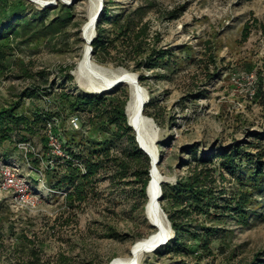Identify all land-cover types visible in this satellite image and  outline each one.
<instances>
[{"label":"rangeland","instance_id":"obj_1","mask_svg":"<svg viewBox=\"0 0 264 264\" xmlns=\"http://www.w3.org/2000/svg\"><path fill=\"white\" fill-rule=\"evenodd\" d=\"M63 1L52 5L53 9L71 8L72 19L60 36L51 42H13L14 49L0 67V110L19 104V113L30 117L36 110L52 109V87L54 92L61 87L74 94L86 92L74 70L83 52L80 29L89 2ZM106 4L108 34L113 19L122 15L137 25L134 32L145 30L143 41L150 51L173 54L167 69L138 72H133L135 58L126 51L135 40H117L109 55H93L104 68L147 77L141 86L153 100L149 112L157 118L152 119L158 167L172 179L166 184L174 185L188 174L192 160L183 150L196 146L199 156L240 149L242 161L236 175L220 168L217 158L214 176L218 190L225 188L227 196L243 188L239 176L247 175L244 167L249 157L259 158L264 168V0H102L101 15ZM244 30L249 33L247 40ZM119 60L130 69L119 65ZM34 90L41 96L29 97ZM112 91L129 96L127 86L107 93ZM65 118L57 125L62 155L43 145L41 138L47 133L43 128L28 142H18L17 136L0 146V156H7L11 164L0 163V264H110L114 258L129 257L135 241L152 233L141 208L139 185L131 174L112 186V173L101 172L96 195L79 207L69 206L66 195L71 187L59 180L69 162L78 165L71 152L78 154L89 140H100L101 135L92 127L81 130ZM71 138L74 143H67ZM125 144L119 143L118 151ZM5 168L24 183L28 201H21L14 189L2 188ZM248 212V225L232 216L206 223L219 229L211 245L212 257L174 256L159 247L145 255L141 264L251 262L257 252L264 251V193L255 194ZM112 229L119 237L106 236Z\"/></svg>","mask_w":264,"mask_h":264},{"label":"trees","instance_id":"obj_2","mask_svg":"<svg viewBox=\"0 0 264 264\" xmlns=\"http://www.w3.org/2000/svg\"><path fill=\"white\" fill-rule=\"evenodd\" d=\"M61 9L46 7L35 10L33 3L27 0H0V67L4 66L13 42L16 44H30L33 42H51L60 36L67 23L72 19L70 7L61 5ZM31 11L30 15L27 12ZM51 15H53L51 17ZM109 6L103 9L101 18L97 22L96 35L92 41L93 55L110 54V46L117 40L132 41L127 55L135 58L133 72L146 70L167 69L172 60L168 51L158 49L149 50L144 43L145 30L134 32V24L130 18H123L118 15L112 21L111 33L104 25L110 22ZM175 17V16H173ZM247 40L249 33L243 31ZM150 51V52H149ZM119 65L130 69L128 63L119 60ZM74 66L67 71L72 70ZM67 72L68 81L73 77ZM42 74V72H41ZM147 77L139 75L140 84H143ZM52 87V109L36 110L30 117L19 113V104L16 108L0 110V146L5 142L17 137L18 142H28L31 136H35L39 128L45 132L48 125L52 124V133L60 139V124L65 117L78 118L81 130L92 127L101 135L100 140L88 141L87 148H82L77 153L71 152L72 159L78 161V165L68 163L67 171L59 180L64 185L71 187L66 195V202L71 208L81 206L96 195L97 177L101 172L112 173L111 185L123 183L131 175L139 185L138 195L141 197V208L147 203V186L150 181V158L146 155L136 142V135L128 125L126 105L129 96L126 92L92 94L70 93L61 87L54 92ZM29 97L41 96L34 90ZM153 100L149 99L145 107V114L157 121L155 114H152ZM114 130L111 132V127ZM45 147L48 145L46 135L41 138ZM67 143H74L71 138ZM119 143H126L119 151ZM67 145V144H65ZM64 145V147H65ZM240 149L221 150L220 152L198 155L196 146L185 147L183 152L191 156L192 162L189 165L188 174L179 179L174 185L162 184V200L160 202L172 228V236L162 246L174 256L192 255L198 259L213 256L211 248L217 233L219 232L208 221L219 220L232 216L237 222L248 225L249 207L253 202L255 194L264 193V168L259 158H248L245 165L247 175L239 176V187L227 196L225 188H219L216 184L214 173L216 171L215 160L220 159L219 166L231 175H236L238 163L242 161ZM63 153V148H62ZM6 162L7 156L2 155ZM7 163L10 162L7 160ZM159 162L158 166H160ZM11 165V164H10ZM49 166H47V169ZM223 174H220L222 178ZM226 194V195H225ZM169 206H166V204ZM202 219L201 224L197 223ZM151 232L155 229L149 225ZM151 233V234H152ZM149 234L146 237H149ZM107 237L117 238L119 235L112 229ZM143 237V238H146ZM140 237L137 240L143 239ZM136 242V241H135ZM237 264H264V251L257 252L251 262H240Z\"/></svg>","mask_w":264,"mask_h":264},{"label":"bare ground","instance_id":"obj_3","mask_svg":"<svg viewBox=\"0 0 264 264\" xmlns=\"http://www.w3.org/2000/svg\"><path fill=\"white\" fill-rule=\"evenodd\" d=\"M39 3L53 2L54 0H36ZM60 1V0H56ZM88 9L86 20L82 24L80 33L83 40V52L81 58L74 70L76 79L86 92L92 94H100L108 92L112 89L108 87L118 79L122 82L119 86H127L129 88V101L127 103L126 112L130 125L136 127L135 135L138 138L141 147L146 149L153 158H157L156 144L153 143L156 125L152 118L145 114V106L142 108L143 98L147 95V91L134 80V76L125 70H112L104 68L97 64L93 59V54L89 53L91 39L96 35L97 23L94 21L95 14L99 7V0H88ZM139 87H142L140 89ZM159 157V154H158ZM172 181V179L161 173L158 165L153 169L150 185L147 190V203L145 205V216L148 224L155 223L158 228L155 229L149 237L137 240L131 247L129 257H117L110 264H141L143 257L152 253L150 250L165 235L170 232L169 222L165 216V212L159 202V206L155 202V195L159 193V187L162 191V184Z\"/></svg>","mask_w":264,"mask_h":264},{"label":"water","instance_id":"obj_4","mask_svg":"<svg viewBox=\"0 0 264 264\" xmlns=\"http://www.w3.org/2000/svg\"><path fill=\"white\" fill-rule=\"evenodd\" d=\"M27 1H29V2H31V3H33V4H36V5L42 6V7H44V8H46V7H52V5H55V4H56V0H54L53 2H47V3H39V2L36 1V0H27ZM60 1L64 2L63 0H60ZM99 2H100V6L98 7L97 12H96L95 17H94V21H95L96 23H97L98 20L101 18L102 0H99ZM94 38H95V37H94ZM94 38L91 39V42L93 41ZM89 53H92V54H93L92 45L89 46ZM131 74L134 76V80H135V82H136L137 84H140V81H139V77H138V75H137V74H134V73H131ZM121 82H122V80H121V79H118V80L115 81L112 85H110L108 88H109V89H112V88L115 87V86H119ZM140 85H141V84H140ZM139 88L142 89V87H139ZM143 89H144V88H143ZM149 99H150V97H149V95H148V93H147V95L145 96V98H143V101H142V104H141V105H142V108H143V106H145V105L149 102ZM127 103H128V102H127ZM126 107H127V105H126ZM126 114H127V112H126ZM128 125L133 129L134 132H136V127L130 125L129 121H128ZM136 142L138 143L139 148H140V149H141L146 155H148L149 158H150V160H151V162H150L151 169H150V174H149V176H150V178H151V177H152L153 169H154V168L156 169V166H157V165L159 164V162H160V158L158 157L157 144H156V142H157V134L154 135V139H153V143L156 144V147H155V148H156L157 158H153V156H152V155H151L146 149H144L143 147H141V145L139 144V141H138L137 136H136ZM150 183H151V182L149 181L148 187H149ZM148 187H147V190H148ZM146 194H147V192H146ZM161 200H162V191H161V188L159 187V193L155 195V202H156V204H157L158 206H159V202H161ZM165 216H166V218H167L166 213H165ZM167 219H168V218H167ZM168 222H169V220H168ZM150 226H151L152 228H154V229L158 228L157 224H155V223L150 224ZM169 227H170V232H169L167 235H165V236H164V237H163L158 243H156L153 247H151V249H150L151 251H155L157 248L164 246V245L168 242V240L171 238V236H172V228H171L170 222H169Z\"/></svg>","mask_w":264,"mask_h":264},{"label":"built area","instance_id":"obj_5","mask_svg":"<svg viewBox=\"0 0 264 264\" xmlns=\"http://www.w3.org/2000/svg\"><path fill=\"white\" fill-rule=\"evenodd\" d=\"M71 123L79 128V122L78 118L74 117L71 119ZM46 137L48 140V145L51 149V153L56 155H62V148L60 141L58 138L52 133V124L48 125V129L46 131ZM3 163L4 165L11 166L10 164L6 163L2 157L0 156V163ZM5 167V166H3ZM2 188L5 190L14 189L18 197H20L21 201L29 200V194H23V184L22 182L18 181L15 174L10 170V168H5V170L2 172Z\"/></svg>","mask_w":264,"mask_h":264},{"label":"crops","instance_id":"obj_6","mask_svg":"<svg viewBox=\"0 0 264 264\" xmlns=\"http://www.w3.org/2000/svg\"><path fill=\"white\" fill-rule=\"evenodd\" d=\"M12 163V162H11Z\"/></svg>","mask_w":264,"mask_h":264}]
</instances>
